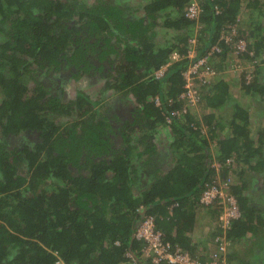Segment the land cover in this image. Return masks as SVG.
Wrapping results in <instances>:
<instances>
[{"label":"trees","instance_id":"trees-1","mask_svg":"<svg viewBox=\"0 0 264 264\" xmlns=\"http://www.w3.org/2000/svg\"><path fill=\"white\" fill-rule=\"evenodd\" d=\"M131 1L0 0V264H151L133 239L145 218L154 219L167 242L205 262L182 235L193 224L184 206L189 196L198 202L215 179L208 141L224 128L214 111L225 106L229 133L214 142L215 161L234 159L249 174L264 173V130L251 127L247 104L255 100L264 111V0H197V21L184 16L191 0ZM242 18L248 28L234 38L246 43L240 58L260 63L249 80L240 74L244 98L237 102L216 60L227 59L222 31ZM159 31L163 40L156 43ZM213 45L222 51L209 59L216 75L202 92L201 120L191 112L173 116L182 110L189 60L171 62L161 78L155 73L173 52L195 49L201 57ZM63 79L86 87L64 102L69 95L54 88ZM158 127L170 129L173 159L160 176L146 173L164 147ZM230 169L222 166V181ZM238 175L230 190L241 218L225 237L229 248L248 233L252 241L243 251H227L226 259L264 264V240L255 243L264 229V175L255 195H246L251 176ZM221 235L217 227L214 239Z\"/></svg>","mask_w":264,"mask_h":264},{"label":"built area","instance_id":"built-area-1","mask_svg":"<svg viewBox=\"0 0 264 264\" xmlns=\"http://www.w3.org/2000/svg\"><path fill=\"white\" fill-rule=\"evenodd\" d=\"M200 3L197 0H191L188 3L187 10L184 16L193 21H197L201 12ZM216 13H219L218 8L215 9ZM200 27H196L198 30ZM227 29L229 32H227ZM220 41L226 45L228 52H231L234 59L243 54L246 50V43L241 38H237L236 27L227 26L226 30L222 31L220 35ZM195 45V40H190ZM222 49L218 45H213L205 56L197 57L195 49L187 52L185 56H179L176 52H173L169 57V63L161 70L155 73L157 78L163 77L167 70V66L171 62H175L179 59H188L189 64L187 69L183 72V89L179 95V100L182 104V110L175 113L173 116L188 115L195 110L202 99V89L209 88L216 72L214 67L210 64L209 59L215 54L220 53ZM227 52V53H228ZM232 68L238 70L240 65L235 63ZM242 72V71H241ZM252 72H247L245 78L249 80ZM156 105H159V99L155 98ZM170 119L166 118V123L170 124ZM203 131V130H202ZM234 161L232 159L226 160L223 164L219 162H213L211 168L215 170L216 175L219 176V172L223 165L226 167H232ZM229 181V179L227 178ZM227 181V182H228ZM229 184V185H228ZM215 176V179L211 183H206L201 191L198 199V204L201 207H214L221 206V216L219 222V229L221 230V236L214 239L216 242L215 250L210 254L205 262H201L198 257H193L187 251L182 249L178 244H171L166 241L163 232L156 227V223L152 218L143 219L135 229L133 239L140 243V254L148 260L151 264H231L226 259L228 241L225 237V231L228 229L231 222L240 219L241 213L236 201V198L232 195L230 184ZM56 264H60L57 262Z\"/></svg>","mask_w":264,"mask_h":264},{"label":"crops","instance_id":"crops-1","mask_svg":"<svg viewBox=\"0 0 264 264\" xmlns=\"http://www.w3.org/2000/svg\"><path fill=\"white\" fill-rule=\"evenodd\" d=\"M241 20H245V19L242 18ZM262 22L264 23V19L262 20ZM243 29H247V28H243ZM262 59H264V55L262 56ZM263 71H264V62L261 63V72H263ZM218 77H220V76H218ZM227 78H228V76H227ZM228 79L232 83V89H233V86H237L235 76L234 77L232 76L231 79L230 78H228ZM214 80L212 81L211 86H212ZM203 92H208V90H203ZM232 94H233V90H232ZM240 97L241 98H237L236 96H234V99H237V102H241L244 97H242V96H240ZM247 104H248V102H247ZM223 109L226 110V106ZM223 109L221 108L218 111H214V115H216V117L219 118L217 120V122L222 123L224 125V128L218 129L216 131L215 138L211 142H210L211 136H209L208 144L209 145L211 144L210 145V151H211V156H212L211 159H213L212 163L215 162L214 154H216V150H217L215 148L214 142H216L217 140L224 139L229 133V128L225 127V126H227V124L225 125V122L223 121V120H225L224 119L225 112L223 111ZM207 112H209V111H207ZM191 113H194L193 116H196L197 120L198 119L201 120L200 117H202V116H201V107L200 106H198ZM226 118H227V116H226ZM249 119H250V116H249ZM250 122H251V127L254 126V123L251 120H250ZM202 130L205 132L206 128H204V126H203ZM170 138H171V134H170ZM157 140L160 142V144L166 143V141L164 142L162 139L161 140L157 139ZM207 140H208V138H207ZM157 152L158 153L155 155V158H154L155 161H154V163H152V165H154V166H152L153 170H146L147 171L146 173L148 174V173H156L157 172L156 173L157 176L165 175L170 171V168H171L170 167V161L173 159L171 158L170 152L168 151L166 146L160 147L157 150ZM236 164H240V162L239 163L237 162ZM230 172H233V171H231V169L227 171L228 177L232 176V174ZM238 174H239V172H238ZM238 174H236V181H235L236 183H237V176L239 179ZM251 174L252 173H250V174L248 173V177L251 176L249 178H251L252 181L255 180L256 178H260L259 175L255 176V174H252V175ZM263 175H264V173L260 176L263 177ZM245 177L248 178L247 176H245ZM240 180H241V177H240ZM252 181H251V183H252ZM236 183H234V184H236ZM251 183H248L246 185L247 189H249V186ZM234 184H233V186H234ZM249 194L250 193H247L246 195H249ZM194 199L195 198H192L191 196H189L187 199V202H186L187 205L185 204V206H184V209H187L188 212H191L193 214L192 215L193 216L192 229H191V231L183 232L182 235L184 236V238L189 240L190 246L193 248V251H194L196 256H201V258L207 259L214 249V245H213L214 233L217 232L220 214L217 213L216 211L214 212V209L216 208V206H214L212 208L201 207V206H199L197 201ZM174 208H177L175 204H174ZM259 215H261V214L256 213V216H259ZM166 219H165V221H166ZM160 220L163 221V218H161ZM163 234H164V232H163ZM168 236L172 239L175 238L176 237V228L171 229ZM251 237H252L251 234L248 233L239 242L234 243L232 245V247L230 246V248H228V256H230L233 251H236V250L243 251V250H245V247H249L251 244V241H252ZM236 261H237V259L233 258V260L228 261V262L231 264H235Z\"/></svg>","mask_w":264,"mask_h":264},{"label":"rangeland","instance_id":"rangeland-1","mask_svg":"<svg viewBox=\"0 0 264 264\" xmlns=\"http://www.w3.org/2000/svg\"><path fill=\"white\" fill-rule=\"evenodd\" d=\"M91 2L93 0H90ZM137 1V0H135ZM138 1H142V0H138ZM243 22V23H242ZM238 25H235L236 27V32L237 30H242L243 28H248V26L246 25V20H240L238 23ZM197 32V30L195 29L194 31V34ZM239 33V32H238ZM161 34L160 31L158 32V34L156 35L155 37V42L158 43L163 40V36L161 37ZM243 55V54H242ZM240 55L239 57L235 58L234 59V56L232 55L231 52H228L227 53V59L223 60V62H221L220 59H217L216 60V63L217 65L222 69L221 71H224L226 73V75L228 76V78H232V76L236 78V82H237V86H233V95L236 96L237 98H241L240 97V92H239V82H240V74H246L247 72H253L255 69H256V66L259 65L260 61L256 59V61H242L241 60V56ZM235 63H238L240 65V68L238 70H236L235 68H232L233 65ZM261 66V64H260ZM242 71V72H241ZM91 82V81H90ZM75 86V85H74ZM97 90V89H96ZM95 92V88L91 89V94H94ZM235 92V93H234ZM92 98H95L94 95H92ZM248 103H252L253 105L250 106V109H249V116H250V120L254 123V126H252L254 129L256 127H260V129H263L264 130V111H261L259 110L258 106L256 105V102L255 100H247ZM248 107L249 105H245L244 107ZM60 122H63V120H60ZM157 133H156V139H162L164 142L166 141V143H162L161 145L162 146H166V148L168 149L170 144L172 143V139L170 138V129L169 128H161V127H158L157 129ZM204 131H202L203 133ZM160 144V143H159ZM217 162V161H215ZM236 161L234 160V163H233V166L231 168V171L233 172H230L232 174L231 177H227L229 179V183L230 184H234L236 183V174H238V172L240 171H243L247 174L248 176V172L239 167L238 165L240 164H236L235 163ZM257 176V175H255ZM216 177L219 179V176L216 175ZM260 178H256L255 180L252 181V183L250 184L249 186V189L246 191V193H250L253 191L254 195L258 193L261 185H262V181H263V177L262 176H259ZM226 181V183L228 184V182ZM223 182V181H222ZM229 185V184H228ZM256 203H258L260 205V202L259 200L256 201ZM259 234L257 239L255 241V243H257L258 245H262V242L264 240V229H261V231H258ZM216 242L213 240V245H214V249L213 251L215 250V247H216ZM212 251V252H213ZM207 260V259H206Z\"/></svg>","mask_w":264,"mask_h":264},{"label":"flooded vegetation","instance_id":"flooded-vegetation-1","mask_svg":"<svg viewBox=\"0 0 264 264\" xmlns=\"http://www.w3.org/2000/svg\"><path fill=\"white\" fill-rule=\"evenodd\" d=\"M131 3H133L134 5H137V6H139V4H142L143 3V0L142 1H135V0H132L131 1ZM139 15H142V13L141 12H139ZM42 78H44V76H40L39 77V80H41ZM87 80H89V81H91L90 79H87ZM53 81V84H55L54 83V80H52ZM91 83L92 84H94L92 81H91ZM28 84L31 86V82H30V80H29V82H28ZM75 85V86H74ZM97 85H102V83H101V81H100V83L99 84H97ZM83 88V89H85V83L83 82V84H81V85H79V87H78V84H75L74 82H72L71 80H60V83L57 85V84H55V86H54V88H55V90H57V92H58V94H59V96L60 97H62L61 96V94H62V91L64 92H66L68 95H69V98H65V100H64V102H67V101H69V100H73L74 99V91L75 90H77L78 88ZM100 87V86H99ZM131 105H133V102H132V104ZM130 105V106H131ZM132 107V106H131ZM60 120H62V119H58L57 120V122L59 123V121ZM64 120V119H63ZM12 140H13V143H18V141L17 140H15L14 138H12ZM19 141H20V139H19Z\"/></svg>","mask_w":264,"mask_h":264},{"label":"clouds","instance_id":"clouds-1","mask_svg":"<svg viewBox=\"0 0 264 264\" xmlns=\"http://www.w3.org/2000/svg\"><path fill=\"white\" fill-rule=\"evenodd\" d=\"M210 88V87H209ZM209 88H207V90H209ZM203 90H206V88H204V89H202V92H203ZM201 101H202V99H201ZM233 161H234V159H232ZM199 199V198H198ZM198 203V202H197ZM220 216H221V213H220ZM220 216H219V222H220ZM241 218V217H240ZM219 222H218V227H219ZM138 226V225H137ZM158 229V228H157ZM162 232V231H161ZM228 248L229 247H227V251H228ZM226 255H227V253H226ZM208 259V258H207ZM228 261V260H227Z\"/></svg>","mask_w":264,"mask_h":264}]
</instances>
